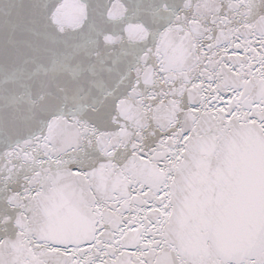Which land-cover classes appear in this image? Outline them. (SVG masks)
<instances>
[{
  "label": "snow or ice",
  "instance_id": "obj_1",
  "mask_svg": "<svg viewBox=\"0 0 264 264\" xmlns=\"http://www.w3.org/2000/svg\"><path fill=\"white\" fill-rule=\"evenodd\" d=\"M0 264H264V0H0Z\"/></svg>",
  "mask_w": 264,
  "mask_h": 264
}]
</instances>
